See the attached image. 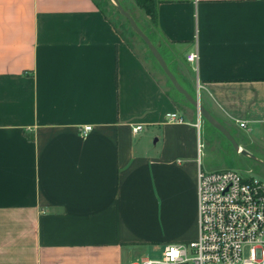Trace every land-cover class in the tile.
I'll return each instance as SVG.
<instances>
[{"label":"crops","instance_id":"0c3cea01","mask_svg":"<svg viewBox=\"0 0 264 264\" xmlns=\"http://www.w3.org/2000/svg\"><path fill=\"white\" fill-rule=\"evenodd\" d=\"M133 3L181 85L264 146V0ZM203 121L97 0H0V264H139V242L196 237L201 147L227 139Z\"/></svg>","mask_w":264,"mask_h":264},{"label":"built area","instance_id":"2783aa9c","mask_svg":"<svg viewBox=\"0 0 264 264\" xmlns=\"http://www.w3.org/2000/svg\"><path fill=\"white\" fill-rule=\"evenodd\" d=\"M186 58L196 61L197 51ZM166 117L182 120L176 112ZM90 129L84 124L80 132ZM197 220L196 238L168 242L160 258L145 257L139 264H264V178L234 168L198 169Z\"/></svg>","mask_w":264,"mask_h":264},{"label":"rangeland","instance_id":"374dc122","mask_svg":"<svg viewBox=\"0 0 264 264\" xmlns=\"http://www.w3.org/2000/svg\"><path fill=\"white\" fill-rule=\"evenodd\" d=\"M97 1L109 14L111 19L116 23L121 34H123V36L127 38V40L129 41L136 40L138 42L140 41V36L132 29L127 19L118 11L114 0H97ZM119 1L125 9H130L131 11H133L134 3L132 0H119ZM130 1H131L130 3L131 5H129L128 3ZM133 15H137V13H133ZM204 120H205L203 121L204 124H210L205 118ZM204 126L205 125L202 126L199 135V139L203 143H205V136H206ZM211 126L214 131L217 130L213 125ZM218 134L221 133L218 132ZM225 144H226L225 146H214V143H211L209 146L201 147L203 154L201 156L202 167L205 170L234 168L236 170L242 171L244 174H250L264 178V146H246V148H243L247 151V153H245L242 152L241 150L237 151L235 147L232 146V144L228 139L225 140ZM164 245L165 243L139 242L138 245L136 246V250H139L140 255L142 256H146L150 258H160L162 256Z\"/></svg>","mask_w":264,"mask_h":264},{"label":"water","instance_id":"95a60500","mask_svg":"<svg viewBox=\"0 0 264 264\" xmlns=\"http://www.w3.org/2000/svg\"><path fill=\"white\" fill-rule=\"evenodd\" d=\"M116 8L118 11L127 19L132 29L142 38V40L147 45L148 49L166 74V76L169 78L172 85L176 88L178 92H180L189 103H191L193 106H195L198 110V113L205 118L211 125H213L217 130H219L232 144V146L235 147V149L241 150L242 152L247 153V151L243 148H241L237 141L235 140L234 136L231 134V132L221 123L219 122L212 114L211 112L202 104L199 102L198 98L193 96L191 93H189L179 82L175 74L171 71L169 68L167 62L165 61L164 57L158 50V48L155 46V44L151 41L149 36L141 29V27L137 24L136 20L134 19L133 15L125 9L119 0H114Z\"/></svg>","mask_w":264,"mask_h":264},{"label":"trees","instance_id":"16d2710c","mask_svg":"<svg viewBox=\"0 0 264 264\" xmlns=\"http://www.w3.org/2000/svg\"><path fill=\"white\" fill-rule=\"evenodd\" d=\"M136 5L141 7L151 18L155 17L156 0H133Z\"/></svg>","mask_w":264,"mask_h":264}]
</instances>
